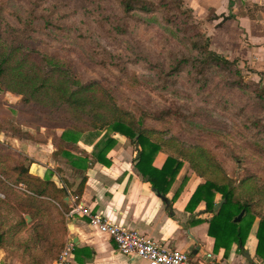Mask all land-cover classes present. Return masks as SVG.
<instances>
[{
  "label": "trees",
  "instance_id": "16d2710c",
  "mask_svg": "<svg viewBox=\"0 0 264 264\" xmlns=\"http://www.w3.org/2000/svg\"><path fill=\"white\" fill-rule=\"evenodd\" d=\"M114 1L127 22L139 14L159 15L165 24L173 25V16H183L187 20L185 26L197 32L198 28L191 22V11L182 10L183 0ZM7 12L13 16L14 26L8 23ZM62 18L61 10L51 6L48 0H29V6L21 16L7 11L3 2H0V92L20 96L16 103L19 108L17 120L12 121L9 114L1 113L0 132L20 136L22 127L36 129L51 125L54 129L64 131L61 139L77 140L86 134L96 138L101 132L109 130L106 140L97 145L98 151L93 153L94 161L108 167L110 162L106 155L115 145L114 136L126 138L136 146L138 157L135 167L160 198L169 192L183 163H186L188 168L183 184L192 174L202 180L186 208L193 210L199 203H204V212L212 215L207 233L215 240L214 251L222 248L226 255L232 244L237 245L239 252L243 250L254 220L259 219L255 254L263 258L264 166L248 163L246 156L240 158L230 151H222L219 155L203 144L183 149L170 139L153 136L155 127L146 125V119L155 125H164L179 121L183 116L170 110L157 113L142 111L141 116H135L117 104L113 97V86L108 79L84 82L70 62L54 63L48 57L41 56L45 64L52 67L50 73L45 72L36 60L38 54L43 55L36 48L40 42L37 34L39 30L52 26L61 30ZM119 33L124 36L127 29L119 30ZM196 35L197 39L191 42V48L197 57L174 60L166 74L177 76L185 70L193 83H200L211 69L229 71L237 78L234 85L245 89L235 60L230 61L215 53L210 49L208 37L199 39V34ZM200 35L203 37L201 32ZM91 52L100 58L96 62L97 66L107 68L110 65L118 71L125 90L134 92L148 86L149 79L141 78L125 62L112 60L102 49L91 47ZM98 88L105 96L98 93ZM254 91L258 100L264 99L258 89ZM31 113L42 124H31ZM56 141L55 138L54 144ZM157 153L166 155L161 169L152 166ZM12 156L15 158L10 162L5 155H0V174L13 184L22 183L32 195L19 197L7 185L0 184V191L5 194V199H0V249L6 252V249L13 248L14 252L9 253H14L20 264H51L57 259L67 235L64 214L70 207L64 199L71 196L73 202H77L85 180L70 195L65 188H58L49 179L32 175L26 158L18 153ZM226 160L245 163L238 179L229 175ZM78 162L79 166L76 162H72V166L83 169L87 165L86 158ZM216 195L220 196L219 202L223 203L215 213ZM241 212L240 221L235 223L233 220ZM8 213H14L16 221L11 223ZM25 215L30 217V222H26ZM27 227L30 228L29 236L23 239L21 234Z\"/></svg>",
  "mask_w": 264,
  "mask_h": 264
},
{
  "label": "rangeland",
  "instance_id": "374dc122",
  "mask_svg": "<svg viewBox=\"0 0 264 264\" xmlns=\"http://www.w3.org/2000/svg\"><path fill=\"white\" fill-rule=\"evenodd\" d=\"M0 2L16 16H21L29 6V0ZM48 3L60 9L63 18L61 30L52 26L39 30L37 34L40 42L36 48L43 55L38 54L36 60L45 72L50 73L52 67L47 66L41 56L54 63L70 62L84 82L108 79L117 104L135 116H141L142 111L157 113L161 110L183 116L179 121L164 125H155L146 119V125L155 127L153 136L170 139L183 149L203 144L219 155L222 151H230L240 158L246 156L248 163L264 166V99L258 100L254 91L258 89L264 97V83L251 64L217 53L210 45L215 53L230 61L235 60L245 89L234 85L237 78L229 71L211 69L200 83H193L185 70L177 76L166 74L174 60L197 57L191 48V42L197 39L196 34H199V39L208 37L199 15L195 14L197 0H183L182 8L191 11V22L198 28L197 32L185 26L187 20L183 16H173V25L165 24L159 15L139 14L127 22L114 0H48ZM6 18L9 24L15 25L10 13L7 12ZM123 29H127L124 36L119 33ZM91 47L104 50L112 60L125 62L141 78L149 79L148 86L134 92L125 90L118 71L110 65L107 68L97 66L100 58L91 52ZM98 93L105 96L100 88ZM19 99L18 95L0 92V114H9L12 121L17 120L19 108L16 103ZM30 115L31 124H42L32 113ZM45 128L54 130L51 125ZM105 132L107 137L110 131ZM131 146L135 152L136 146ZM16 153L5 143L0 144V155H5L8 161L11 162L15 158L12 155ZM226 166L229 175L238 179L245 163L226 160ZM14 215L8 213L11 223L16 221ZM65 222L67 224L66 218ZM29 231L27 227L21 238L26 239ZM0 250L4 253L2 264L18 262L17 256L9 253L14 252L13 248L6 249L7 254Z\"/></svg>",
  "mask_w": 264,
  "mask_h": 264
},
{
  "label": "crops",
  "instance_id": "0c3cea01",
  "mask_svg": "<svg viewBox=\"0 0 264 264\" xmlns=\"http://www.w3.org/2000/svg\"><path fill=\"white\" fill-rule=\"evenodd\" d=\"M197 1L195 14L199 15L212 49L251 64L264 83V0ZM63 132L45 127H22L20 136L0 132V142L28 160L32 175L49 179L70 195L84 179L79 200L73 202L71 196L66 197L69 207L73 204L89 207L111 222L136 230L161 246L188 253L195 264H247L241 251H247L255 264H264V257L255 254L259 219L254 220L243 250L239 252L237 245L232 244L226 255L222 248L214 251L215 240L207 233L212 215L204 212V203H199L193 210L186 208L202 181L192 174L183 184L188 168L186 163L169 192L160 198L135 167L136 154L129 140L114 136L116 142L106 155L110 162L106 167L93 159L97 145L106 140L105 131L96 138L86 134L77 140L61 139ZM84 158L87 159L85 168L72 166V162L78 165ZM165 159V154L157 153L152 166L161 169ZM219 200L220 196L216 195L217 204ZM66 232V237L76 242L70 264H148L118 253L112 240L91 228L85 218L72 216L67 220ZM3 256L0 250V264Z\"/></svg>",
  "mask_w": 264,
  "mask_h": 264
},
{
  "label": "built area",
  "instance_id": "2783aa9c",
  "mask_svg": "<svg viewBox=\"0 0 264 264\" xmlns=\"http://www.w3.org/2000/svg\"><path fill=\"white\" fill-rule=\"evenodd\" d=\"M2 183L19 195H32L22 183L13 184L0 174V184ZM0 199H5V194L1 191ZM74 215L85 218L91 228L106 234L115 244L117 252L130 260L141 259L148 264H195L188 253L161 246L136 230H130L111 222L100 213L93 212L89 207L80 204L71 205L64 216L68 220ZM74 248L75 245L71 239L67 238L57 259L52 264H70Z\"/></svg>",
  "mask_w": 264,
  "mask_h": 264
},
{
  "label": "water",
  "instance_id": "95a60500",
  "mask_svg": "<svg viewBox=\"0 0 264 264\" xmlns=\"http://www.w3.org/2000/svg\"><path fill=\"white\" fill-rule=\"evenodd\" d=\"M136 140V138H134V141ZM137 154L135 155V158L137 159ZM64 202L68 205V202H69V199L68 198H65L64 199ZM222 203H223V201H220L216 206H215V208L213 209V212H217L219 209H220V207H221V205H222ZM242 215H243V212H241L233 221L235 222V223H237V222H239L240 221V219H241V217H242ZM25 220H26V222H30V217L28 216V215H26L25 216ZM75 242V241H74ZM76 243V242H75ZM75 243H73L74 245H75ZM241 254H242V256L245 258V260H246V262H247V264H255L254 262H252V259L250 258V256H249V254H248V252L247 251H241Z\"/></svg>",
  "mask_w": 264,
  "mask_h": 264
}]
</instances>
